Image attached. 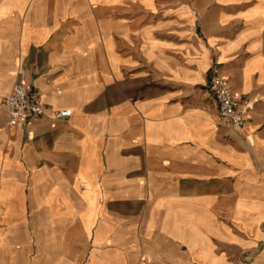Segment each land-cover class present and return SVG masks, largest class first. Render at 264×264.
Returning a JSON list of instances; mask_svg holds the SVG:
<instances>
[{"label":"crops","instance_id":"crops-1","mask_svg":"<svg viewBox=\"0 0 264 264\" xmlns=\"http://www.w3.org/2000/svg\"><path fill=\"white\" fill-rule=\"evenodd\" d=\"M0 264H264V0H0Z\"/></svg>","mask_w":264,"mask_h":264},{"label":"built area","instance_id":"built-area-1","mask_svg":"<svg viewBox=\"0 0 264 264\" xmlns=\"http://www.w3.org/2000/svg\"><path fill=\"white\" fill-rule=\"evenodd\" d=\"M206 89L216 102L223 126L238 130L247 126L255 101L238 95L230 79L221 75L216 67L211 70ZM1 106L7 112L10 124L21 127H27L44 117L48 109L31 85L22 79L17 80L12 90L3 97ZM71 113L69 109L52 110L49 117L60 120L69 117Z\"/></svg>","mask_w":264,"mask_h":264}]
</instances>
